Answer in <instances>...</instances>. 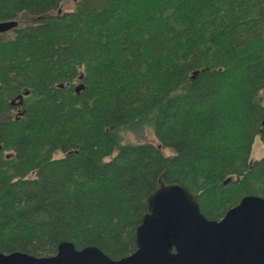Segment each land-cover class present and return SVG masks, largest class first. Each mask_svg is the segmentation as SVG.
Segmentation results:
<instances>
[{"label": "trees", "instance_id": "1", "mask_svg": "<svg viewBox=\"0 0 264 264\" xmlns=\"http://www.w3.org/2000/svg\"><path fill=\"white\" fill-rule=\"evenodd\" d=\"M66 1L0 0V251L128 255L169 182L212 219L264 196V0Z\"/></svg>", "mask_w": 264, "mask_h": 264}, {"label": "water", "instance_id": "2", "mask_svg": "<svg viewBox=\"0 0 264 264\" xmlns=\"http://www.w3.org/2000/svg\"><path fill=\"white\" fill-rule=\"evenodd\" d=\"M18 24L0 20V32ZM148 203L133 232L137 248L128 255L114 258L97 245L63 240L51 255L0 251V264H264V196H243L219 219L207 217L180 182L157 187Z\"/></svg>", "mask_w": 264, "mask_h": 264}, {"label": "rangeland", "instance_id": "3", "mask_svg": "<svg viewBox=\"0 0 264 264\" xmlns=\"http://www.w3.org/2000/svg\"><path fill=\"white\" fill-rule=\"evenodd\" d=\"M74 7V1L69 0L66 1L63 4V9L70 10ZM11 34V33H9ZM6 34V35H9ZM259 47L264 48V37L259 40ZM262 95H263V102H264V89L262 90ZM124 137L129 140V141H151L154 143H159L158 138L154 134L153 130L150 127H146L144 129H141L140 131H124ZM172 151L171 148L167 147L165 149L166 153H170ZM264 154V141L261 139L260 136H256L252 148H251V153H250V160H255L260 157H262Z\"/></svg>", "mask_w": 264, "mask_h": 264}, {"label": "flooded vegetation", "instance_id": "4", "mask_svg": "<svg viewBox=\"0 0 264 264\" xmlns=\"http://www.w3.org/2000/svg\"><path fill=\"white\" fill-rule=\"evenodd\" d=\"M19 25V24H18ZM16 28V27H15ZM12 29H14V28H12ZM12 29H10V30H12ZM7 31H9V30H7Z\"/></svg>", "mask_w": 264, "mask_h": 264}]
</instances>
